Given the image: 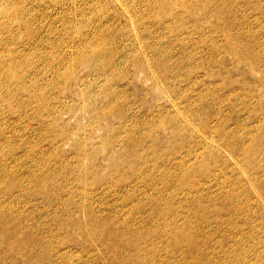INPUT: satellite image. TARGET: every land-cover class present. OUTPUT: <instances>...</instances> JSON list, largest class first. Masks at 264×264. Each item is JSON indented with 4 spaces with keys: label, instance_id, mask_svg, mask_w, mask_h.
<instances>
[{
    "label": "rangeland",
    "instance_id": "obj_1",
    "mask_svg": "<svg viewBox=\"0 0 264 264\" xmlns=\"http://www.w3.org/2000/svg\"><path fill=\"white\" fill-rule=\"evenodd\" d=\"M185 1L0 0V264H264V0Z\"/></svg>",
    "mask_w": 264,
    "mask_h": 264
},
{
    "label": "bare ground",
    "instance_id": "obj_2",
    "mask_svg": "<svg viewBox=\"0 0 264 264\" xmlns=\"http://www.w3.org/2000/svg\"><path fill=\"white\" fill-rule=\"evenodd\" d=\"M180 1V0H179ZM181 1H183V0H181ZM197 1V0H196ZM172 2V1H171ZM184 2H186L185 0H184ZM198 2V1H197ZM200 2H201V0H200ZM203 2V1H202ZM169 3V2H168ZM199 3V2H198ZM182 4V3H181ZM204 4V3H203ZM206 4V3H205ZM218 4V3H217ZM177 5V4H176ZM171 6V5H170ZM186 6V5H185ZM204 7V6H203ZM207 8V7H206ZM172 9V8H171ZM174 9V8H173ZM172 9V10H173ZM198 9V8H197ZM203 9V8H202ZM199 10V9H198ZM197 10V11H198ZM200 10H201V8H200ZM207 10H208V8H207ZM215 10V9H214ZM191 11V10H190ZM189 12V11H188ZM237 38H238V36H236ZM235 37V38H236ZM242 38V37H241ZM232 39H234V38H232ZM263 39V38H262ZM234 40H236V39H234ZM227 42H229V41H227ZM240 42V41H239ZM227 44V43H226ZM237 46V45H236ZM243 48V47H242ZM251 48V47H250ZM249 48V49H250ZM244 50V49H243ZM242 50V51H243ZM230 51V50H229ZM244 53H245V51H244ZM233 54V53H232ZM250 54V53H249ZM237 55V54H236ZM253 55H254V53H253ZM240 56V55H239ZM247 56H248V54H247ZM246 56V57H247ZM258 56V55H257ZM245 57V61H248V60H252L253 61V59L255 58V57H253V59H251L250 57H247L246 58ZM257 58V57H256ZM258 58H259V56H258ZM261 58H263V57H261ZM251 61V62H252ZM249 63H250V61H249ZM13 64V63H12ZM16 64H17V62H16ZM246 64V63H245ZM248 64V63H247ZM251 64V63H250ZM20 67V66H19ZM113 108V107H112ZM115 109V108H114ZM201 116V115H200ZM212 116V115H211ZM208 117H210V116H208ZM200 119L201 118H199V122H200ZM198 120V119H197ZM236 137H234L233 136V139H235ZM234 143V142H233ZM237 144V143H236ZM233 146H235V144L233 145ZM232 147V146H231ZM227 148H228V146H227ZM229 149V148H228ZM241 150V149H240ZM244 150V149H243ZM234 153H235V151H234ZM240 153H238V155H239ZM241 155V154H240ZM2 215V214H1ZM2 217V216H1ZM6 217V216H5ZM10 217V216H9ZM3 219V218H2ZM14 220V219H13ZM90 220V222H92V220L91 219H89ZM12 221V220H11ZM7 222V221H6ZM89 222V223H90ZM105 221H103V223H104ZM3 223H4V221H3ZM74 224H75V222H74ZM4 225V224H3ZM77 225H78V223H77ZM96 225V224H95ZM94 225V229H95V226ZM90 226V225H89ZM103 226H105V225H103ZM1 227H3V226H1ZM17 227V226H16ZM84 227V226H83ZM91 227V226H90ZM89 227V228H90ZM99 227V226H98ZM6 228V227H5ZM4 228V229H5ZM107 228V227H106ZM109 228L110 227H108V230H109ZM120 228V227H119ZM118 228V229H119ZM122 228H124V227H122ZM19 230H20V228H18ZM17 229V230H18ZM101 229V228H100ZM125 230H126V228H124ZM6 230V229H5ZM17 230L15 231L16 233H18L19 232V230H18V232H17ZM103 230V229H102ZM117 230V229H116ZM122 230V229H121ZM120 230V231H121ZM14 231V230H13ZM78 231H79V229H78ZM91 231V230H90ZM161 231V230H160ZM0 235L2 234V237H3V239L5 238H7V240L8 239H13L14 237H16V236H14V234H11L10 233V235H7V233L3 230V229H0ZM11 232V231H10ZM96 232H98V230H97V227H96V229H95V234H96ZM101 232V231H100ZM100 232H99V234H100ZM103 232V231H102ZM105 232V233H104ZM102 234H104V236H105V238H106V241L107 242H109L108 243V245L106 246L107 248H110L111 249V252H112V254L114 255V257H118V258H120L121 259V262L123 263V261H125V258L126 257H123V256H120L119 255V252H120V250H122V249H129V248H132L131 250L133 251V254H132V256H133V258H135V259H137L138 261H137V263L136 264H147V261H149V259L146 261L145 259H143L142 257H140V252L142 251V250H144V251H146V249H144V246L146 245V243L149 241V239L151 238V237H153V235L154 234H156V233H159V232H156V233H153V235H151L150 237H148V235H144V234H139L138 235V239H136V241L135 240H133V241H135V242H131V240L130 241H120V242H117V244H116V237H118V234H114L113 232H106V231H104ZM131 232V231H130ZM124 233V232H123ZM137 233V232H136ZM165 233V232H164ZM5 234H6V236H5ZM89 233H87V235H88ZM102 234H100L101 235V237H102ZM81 235V234H80ZM86 235V236H87ZM157 236L158 235H160V234H156ZM90 236H91V234H90ZM89 236V237H90ZM97 236V235H96ZM163 236H164V234H163ZM162 236V237H163ZM99 237V236H98ZM113 237V238H112ZM158 237H160V236H158ZM19 238V237H18ZM81 238V237H80ZM92 238V237H91ZM94 238V237H93ZM97 238V237H96ZM121 238V237H120ZM123 238V237H122ZM154 238V237H153ZM152 238V239H153ZM15 239V238H14ZM85 239V238H84ZM86 239H88V236H87V238ZM90 239V238H89ZM99 239H100V237H99ZM104 239V238H103ZM158 239H160V238H158ZM197 238H190V243H189V249H188V252L189 251H194V253H198V254H204V253H202V251H201V245L199 244V241H197L196 240ZM90 240H92V239H90ZM114 240V241H113ZM118 240H120L119 239V237H118ZM5 241V240H4ZM4 241H3V243H4ZM34 241V240H33ZM87 241V240H86ZM93 241V240H92ZM95 241V240H94ZM93 241V242H94ZM97 241H98V239H97ZM96 241V242H97ZM10 242V241H9ZM26 242V241H25ZM100 242V241H99ZM99 242H97L98 244H99ZM111 242V243H110ZM175 242V241H174ZM173 242V243H174ZM2 243V242H1ZM105 243V242H104ZM172 243V244H173ZM26 244V243H25ZM102 246V245H101ZM20 247V246H19ZM21 247H24V246H21ZM103 248V247H102ZM105 249V248H104ZM109 249V250H110ZM161 249V248H160ZM174 249H176V246L174 247H171V251L173 252L174 251ZM191 249V250H190ZM157 252L158 251H156V252H153V255H157ZM145 254V253H144ZM197 254V255H198ZM122 255V254H121ZM205 255V254H204ZM203 255V256H204ZM128 256V255H127ZM146 256H147V254H146ZM202 256V257H203ZM150 257V256H149ZM152 257V256H151ZM154 257V256H153ZM201 257V258H202ZM205 257V256H204ZM117 259V258H116ZM122 259H124L123 261H122ZM127 259V258H126ZM130 259V258H129ZM152 259V258H151ZM150 259V260H151ZM206 259V258H205ZM133 260V259H132ZM127 261V260H126ZM130 261V260H129ZM129 261L127 262V263H129ZM206 261H207V259H206ZM135 262V261H134ZM149 264V263H148ZM207 264H214V263H211V262H207Z\"/></svg>",
    "mask_w": 264,
    "mask_h": 264
}]
</instances>
